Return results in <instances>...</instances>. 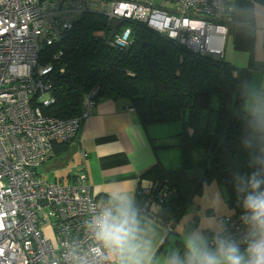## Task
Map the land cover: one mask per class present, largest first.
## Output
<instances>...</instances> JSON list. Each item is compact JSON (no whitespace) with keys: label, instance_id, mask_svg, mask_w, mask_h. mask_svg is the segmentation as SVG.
<instances>
[{"label":"built area","instance_id":"1","mask_svg":"<svg viewBox=\"0 0 264 264\" xmlns=\"http://www.w3.org/2000/svg\"><path fill=\"white\" fill-rule=\"evenodd\" d=\"M164 1L168 7L154 0H0V264H108L103 255L90 254L95 241L87 221L107 202L90 195L83 169L68 184L38 173L54 145L71 141L91 114L96 87L79 117L44 114L41 107L54 102L47 76L52 66L39 61V52L84 13L99 12L112 21L140 20L195 52L223 57L224 23L232 13L227 0ZM129 35L125 28L113 44L127 47ZM148 190L143 193L150 198ZM168 194L162 191L160 202ZM243 214L218 219L219 233L240 237Z\"/></svg>","mask_w":264,"mask_h":264},{"label":"trees","instance_id":"2","mask_svg":"<svg viewBox=\"0 0 264 264\" xmlns=\"http://www.w3.org/2000/svg\"><path fill=\"white\" fill-rule=\"evenodd\" d=\"M125 28L130 44L121 48L113 40ZM39 61L52 66L47 76L54 102L41 107L46 115L79 117L86 94L95 87V103L100 96L129 99L144 126L175 122L186 114L174 140L159 146L177 147L181 167L148 172L164 182L153 191L169 190L163 202L155 192L150 197L160 207L158 222L173 227L210 182L222 185L226 203L242 211L243 193L237 192L234 176L252 170V150L244 146L253 118L244 110L252 70L195 52L140 20L112 21L99 12L84 13L52 45H43ZM74 138L55 144L54 151H67Z\"/></svg>","mask_w":264,"mask_h":264},{"label":"crops","instance_id":"3","mask_svg":"<svg viewBox=\"0 0 264 264\" xmlns=\"http://www.w3.org/2000/svg\"><path fill=\"white\" fill-rule=\"evenodd\" d=\"M227 1L232 14L224 23L228 31L222 41V59L234 68L252 70L248 91L254 98L251 107L264 108V86L260 85L264 82V0ZM224 31L220 28L218 34ZM252 108L246 111L251 112ZM185 120L183 112L178 121L144 126L129 99L100 96L91 114L81 123L69 149L56 152L53 147L52 158L59 159L51 160L46 170L59 172L67 168V173L45 180L68 184L78 170L83 169L93 198L108 202L113 192L130 196L143 235L152 242L150 264H165L170 253L184 251V239L190 232L199 230L212 238L219 233L218 219L239 213L226 203L225 188L210 182L205 184L201 195L193 198L173 227L155 219L160 211L155 198L160 196L164 182L160 183L148 172L152 168L176 171L181 167L177 147L159 146L174 140L173 136L183 128ZM158 183L159 190L153 191ZM144 189H149L152 194L155 192V198L146 196ZM44 232L51 237L47 226Z\"/></svg>","mask_w":264,"mask_h":264},{"label":"clouds","instance_id":"4","mask_svg":"<svg viewBox=\"0 0 264 264\" xmlns=\"http://www.w3.org/2000/svg\"><path fill=\"white\" fill-rule=\"evenodd\" d=\"M264 108L251 109L250 136L244 146L252 150V170L234 176L243 193L240 237L217 233L211 239L193 230L184 239L182 254L172 252L165 264H264ZM95 245L93 256L103 255L108 264H150L152 242L143 235L130 196L113 192L106 204L87 221Z\"/></svg>","mask_w":264,"mask_h":264},{"label":"rangeland","instance_id":"5","mask_svg":"<svg viewBox=\"0 0 264 264\" xmlns=\"http://www.w3.org/2000/svg\"><path fill=\"white\" fill-rule=\"evenodd\" d=\"M154 3L156 5L161 6V7H165V6L168 7V4L164 0H154ZM260 85L261 86H264V82H260ZM262 95H264V94H262ZM253 99L254 98H252L250 95L247 96L246 103L244 105V110H248V108L249 109L252 108L251 105L254 103L253 102ZM181 130H182V128H181ZM196 158H197V155H196ZM58 159H59L58 157H54L52 159H49L44 164H42L41 167L38 168V171L41 172L40 175H41L42 178H44V179L46 178V179L53 180L55 178V176H59V175L61 176V175L65 174V173H67V170H68L67 168L60 169L59 172L58 171L51 170V169L46 170V167L47 166L50 167L49 164H50L51 160L52 161H55V160H58ZM58 184H63V183H58Z\"/></svg>","mask_w":264,"mask_h":264}]
</instances>
